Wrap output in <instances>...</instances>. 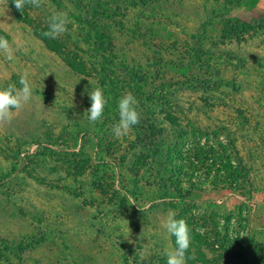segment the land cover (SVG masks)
<instances>
[{
    "label": "rangeland",
    "instance_id": "1",
    "mask_svg": "<svg viewBox=\"0 0 264 264\" xmlns=\"http://www.w3.org/2000/svg\"><path fill=\"white\" fill-rule=\"evenodd\" d=\"M104 2L119 5L114 17L118 22L113 18L104 28L116 42L115 51L106 55L114 54L118 65L126 63L129 70L139 64L146 71L156 70L153 60H164L163 79L174 86L181 82L176 98L157 108L166 112L157 110L161 121L156 127L147 121L151 113L138 106L140 123L116 138L112 127L119 120L118 107L109 106V121L107 113L94 124L88 120L89 92L101 87L111 96L104 76L108 73L97 64L110 58L90 44L86 25L71 17L79 14L74 4L42 0L39 8L26 5L22 13L14 0H0V36L13 49L12 60L0 52V89L12 83L19 87L20 76L27 73L33 93L22 110H13L11 122L0 124V264H166L165 249L176 247L175 237L162 224L169 212L211 238L208 246L192 236L186 264H228L236 253L239 260L234 263L240 264L246 250L250 263L261 264L264 0ZM83 5L92 20V5ZM57 12L68 18L66 33L57 39L44 37L49 17ZM245 22L254 31L241 33ZM200 47L216 54L204 71L194 69L203 75V84L212 86L211 93L190 85L200 82L191 80L187 68L194 61L192 52ZM115 72L120 82H113V89L120 97L134 95L129 72ZM109 76L114 77L111 72ZM168 112L178 120L174 131L165 128ZM92 135L97 140L81 153L82 137ZM169 153L180 160L187 177H204L203 159H219L210 174L218 179L223 176L216 168L241 157L257 168L251 174L259 187L245 188L247 199L231 194L226 186L195 193L196 205L191 201L171 207L165 199L148 203L145 199L170 185L171 174L165 170ZM212 218L221 233L229 220L230 235L247 239L245 249L214 234Z\"/></svg>",
    "mask_w": 264,
    "mask_h": 264
},
{
    "label": "trees",
    "instance_id": "2",
    "mask_svg": "<svg viewBox=\"0 0 264 264\" xmlns=\"http://www.w3.org/2000/svg\"><path fill=\"white\" fill-rule=\"evenodd\" d=\"M85 1L89 2V4L92 5L91 10L93 12L89 13L91 14L89 16L93 18L92 20L87 19L88 17L87 7L83 5ZM69 3L74 4V6L79 12L78 15L77 13H72L71 17L74 18L75 21L84 23L86 25L88 30L87 39L90 40L91 42L90 44L95 45L98 51H104V56L110 58L97 62L101 71L108 73L107 75L104 76L108 83L107 93L108 94L111 93V96L107 97L109 98V103L106 105V109L104 112L105 114L107 113L106 120L109 121L111 118L110 117L111 114H108L110 112L109 106L112 105L113 109H116L118 107L119 99L121 98L120 93L116 89H113V86H115L113 82L115 81L120 82L119 76L117 75V72H115V70L117 71L119 68L121 70H125L126 72H129L130 81L129 78H126V80H128L130 84L133 82L134 96L139 101L138 106H143L142 108L143 110L151 113L150 120L147 119V121H150L151 126L156 127V124L157 123L159 124L161 121L158 119L159 115L157 110H159L160 112H166V109H162L163 111H161L160 109L157 108L163 107L164 105L166 106L171 101H174V99L176 98L175 91L177 87L181 85V82L179 81V83L176 86H174L173 83H170L169 79L166 80L163 79V77L161 76L162 75L161 71L162 68L165 69L166 65L164 60L162 59H157L158 62H155V60H153L152 63L158 64V66H156V70L148 68V71H146V68H144L143 64H139V68L137 69L132 68L129 70V66L126 63H122L121 65H118L114 54L112 55V57L106 55V52L108 51L109 52L115 51L116 42L111 41L112 39L110 33H107L104 30V28L107 29L108 26H110L109 24L111 19L117 17L119 5L109 4L108 6L104 2V0H90V1L69 0ZM117 22L118 19L114 18L113 23H117ZM122 24L123 23H119V27H121ZM253 27L254 26H252L250 23L245 22L242 24V27H240L239 29L241 30V33H248L249 31L251 32L254 31ZM46 42L48 43V41ZM202 47H204V45H202ZM202 47H200L201 51L192 52V57L194 58V61L187 63L188 64L187 68H191V70L189 71V77H191V80H194L195 78H200L199 80L200 82H198L196 85L193 84L190 85H192L194 90L201 88L204 89L206 93H211L213 91L212 86L210 85L207 86V84H203L204 83L203 75L201 76V73L200 75H197L198 71L194 69L198 67V69L201 68L203 70V68H205L206 66L209 67L211 64L209 63V61H214L216 58L215 57L216 54L214 51H211L209 49H203ZM51 48L54 47L51 45ZM147 62L148 63L150 62L149 63L150 66L151 61L148 60ZM71 64L74 69L84 71L82 67H80L77 63L71 62ZM110 72L113 74L114 77L109 76ZM205 82H209V80H206ZM228 84L230 83L228 82ZM166 118L169 121L168 122L169 124H167V122L165 121V128L169 131H174L175 127L178 125L177 123L178 120L175 119L174 115H169V112L167 113ZM92 136L82 137V145L80 148L81 153L84 151L86 144L91 145L93 142L97 140L96 136L94 137ZM170 152L172 153V150ZM205 154L206 152L204 151V155ZM209 154L210 156L212 155V153ZM203 160L206 170L204 172L205 176L196 177V175H191L187 177L186 175L185 176L182 175L183 172L180 169V166H182V164L180 160L177 159L175 160L173 155L169 153L167 155L168 162L165 163V168H166L165 170L171 174V177L168 180L170 181V185L168 183L165 184L164 188L161 190V193L145 200H147L148 203H152L159 199H165V202L170 203L171 207H178L179 205L182 206L184 204H188L191 201L193 202V204H195L194 202L198 201V199H196L197 197H195V193H201V192L204 193L206 190H208L209 188L211 189L212 187L213 189L215 188L225 189V187L228 186L229 192L231 194L246 199L248 198V195L245 193V188L249 187L251 190L258 189L259 185L257 183L252 182L253 177L251 174L252 171L257 170V168L247 164V162L244 161L241 157H238L237 162L235 161L231 162L230 160H227L226 163H224L223 168L221 169L220 167L216 168L217 173L222 174L223 176L222 179H218L217 176L211 177L210 175L212 170L214 169L213 165L220 162L219 159L212 158L211 156ZM162 166H164V163H162ZM185 184H187L188 186ZM155 204L157 203L155 202ZM210 204L213 206L214 204L216 205V202L211 201ZM239 214L243 215V212L240 211ZM213 215H215V213H213ZM202 219L205 221L208 220L206 219V217ZM229 223H230L229 220H227L225 232L221 233L217 229L218 222L216 221V219L212 218V220L209 221V224L212 225L213 231H215L214 234L216 235L220 234L219 236H221L222 234V236H225L224 237L225 240L229 244L233 245V247L235 246L240 250H244L245 241L247 239L244 238V236L232 237L228 229ZM204 224L207 225V222H205ZM192 236H194L195 240H197L201 245L207 244L208 246H212L211 244L212 242H210L211 238L205 239V237H203L196 228H192ZM251 244H252L251 241H249L247 243V246H250ZM248 253L249 252L247 250L244 252L245 258L240 259V264H259V262L250 263L251 259L248 258L249 257ZM199 254L202 255L203 252ZM237 257H238L237 253L231 257H228V264H236L234 263V260H239V258ZM260 257H261L260 263L264 264V249L261 250Z\"/></svg>",
    "mask_w": 264,
    "mask_h": 264
},
{
    "label": "clouds",
    "instance_id": "3",
    "mask_svg": "<svg viewBox=\"0 0 264 264\" xmlns=\"http://www.w3.org/2000/svg\"><path fill=\"white\" fill-rule=\"evenodd\" d=\"M17 10L24 12L25 6L30 5L39 8L42 0H14ZM68 18L63 12H57L48 19V30L42 35L49 39H57L67 31ZM0 52L7 55L9 60L13 59V49L8 39L0 36ZM19 87L17 84H9L6 88L0 89V124L11 122L13 110L20 111L32 99V87L28 79V74L20 76ZM91 107L86 110L88 120L96 123L103 118L109 98L105 96L104 89L97 87L89 92ZM139 101L131 93L123 95L118 102L119 120L112 127V132L116 138L127 135L134 125L140 123V112L138 111ZM164 229L175 237L176 247L169 250L165 249L166 264H186V254L192 242V229L186 220L177 219L174 212H169L166 219L162 221Z\"/></svg>",
    "mask_w": 264,
    "mask_h": 264
}]
</instances>
